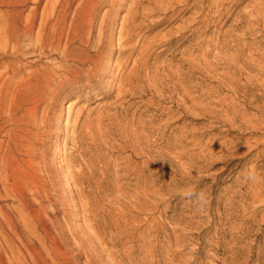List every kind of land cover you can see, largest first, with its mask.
<instances>
[{"label":"bare ground","instance_id":"bare-ground-1","mask_svg":"<svg viewBox=\"0 0 264 264\" xmlns=\"http://www.w3.org/2000/svg\"><path fill=\"white\" fill-rule=\"evenodd\" d=\"M201 1L205 0L197 3ZM101 2L0 0V264H79L81 256L88 264H122L121 258L134 263L133 254L122 250L128 244L153 243L146 232L148 203L162 198L164 187L155 189L152 182L164 181L167 156L157 147L160 127H154L158 133L153 134L143 121L137 124L129 112L130 101L137 94L151 93L161 107L182 94L178 111L194 109L199 55L188 48L180 65L159 63L157 57L152 62L153 49L159 44L167 50L188 30L195 33L194 22L203 18L206 24L211 9H224L228 0H212L209 10L202 5V11L182 25L152 37L145 34L155 29L140 20L147 22L155 15L154 10L147 12L145 0L133 1L120 29L112 10L99 22ZM164 20H155L157 26ZM216 45L202 50L207 73L212 70L208 56ZM115 50L119 55L112 65ZM106 77H111L106 81L110 93L116 91V111L110 107L88 114L75 121L71 134L66 128L67 140L73 136L77 143L75 152L66 169H55L47 150L51 112L66 92L70 96L78 89L102 85ZM190 133L193 143L194 130ZM118 142L128 156H117ZM58 153L64 155V147ZM61 180L67 182L65 188ZM142 227L143 234L138 235ZM164 262L168 261L158 264Z\"/></svg>","mask_w":264,"mask_h":264},{"label":"rangeland","instance_id":"rangeland-1","mask_svg":"<svg viewBox=\"0 0 264 264\" xmlns=\"http://www.w3.org/2000/svg\"><path fill=\"white\" fill-rule=\"evenodd\" d=\"M102 1L99 22L106 11L112 10V18L118 17L120 23L116 28L120 29L134 0ZM171 1L174 2L145 0L143 6L148 8L147 12L154 10L155 13L147 22L145 18L140 19L149 29H155L145 36L177 28L189 16L202 11V5L209 10L212 0L200 3H197L200 0H190L175 6ZM167 10L166 16L163 13ZM211 16V20L205 19L206 24L203 18L196 20L192 27L196 32L188 30L167 50L159 44L153 49L152 62L157 57L159 63L180 65L188 48L199 55L194 75V109L178 111L177 101L182 94H177L173 102H163L161 107L151 93L137 94L130 101L129 112L137 124L143 125V121L149 130L160 127L162 139L157 147L165 152L167 160L163 164L164 181L152 182L155 189L164 187L162 198L153 197L148 203L150 227L146 232L153 243L146 247L142 243L135 247L128 244L122 251L128 255L131 252L134 263L121 258L122 264H158L164 260L168 262L163 264L179 261L182 264H264V0H228L224 9L212 8ZM163 17L165 20L158 27L156 21ZM211 44L217 47L208 56L212 70L207 73L203 68L202 50L209 49ZM118 55L119 50H115L112 65L116 64ZM110 79L106 77L99 86L73 91L70 96L66 92L59 108L51 112L49 131L52 134L47 150L49 163L55 169H66L68 159L75 152L77 143L73 136L67 140L66 128L71 134L75 121L85 119L88 114L95 115L110 107L113 108L110 111H116V91L110 93L106 82ZM75 101L71 110L68 109ZM155 131L151 132L157 134ZM120 143L115 148L117 156H128L130 152ZM60 146L65 150L61 156ZM135 161L140 163L142 159L135 158ZM151 169L154 171V166ZM66 186L67 182L61 180V187ZM143 229L138 235L143 234ZM77 260L79 264H88L84 256Z\"/></svg>","mask_w":264,"mask_h":264}]
</instances>
